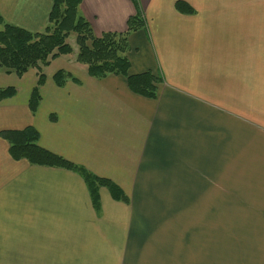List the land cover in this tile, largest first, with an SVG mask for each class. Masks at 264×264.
<instances>
[{"label": "crops", "instance_id": "0c3cea01", "mask_svg": "<svg viewBox=\"0 0 264 264\" xmlns=\"http://www.w3.org/2000/svg\"><path fill=\"white\" fill-rule=\"evenodd\" d=\"M138 5L130 74L161 77L155 99L122 76L90 77L74 47L44 69L35 113L37 71L0 73L17 91L0 101V133L35 128L40 147L128 198L100 187L95 204L81 174L15 161L0 136V264H264V0ZM52 9L0 0L4 22L32 34ZM137 13L131 0L79 8L97 35L126 33ZM61 70L78 82L58 87Z\"/></svg>", "mask_w": 264, "mask_h": 264}, {"label": "trees", "instance_id": "16d2710c", "mask_svg": "<svg viewBox=\"0 0 264 264\" xmlns=\"http://www.w3.org/2000/svg\"><path fill=\"white\" fill-rule=\"evenodd\" d=\"M84 0H52L53 9L49 25L42 34H32L22 28L5 23L0 15V73L15 74L22 78L31 69L37 71V85L32 91L30 108L33 113L41 101L40 89L45 85L44 69L54 60L73 54V48L68 42L75 35L78 48L77 63L87 67L90 77L103 79L110 75L122 76L127 79L129 89L137 95L155 99L157 84L162 78L151 72L131 75L128 60V38L132 32L145 27V21L139 11L138 0H131L138 13L128 20L126 33L95 34L91 24L79 14V8ZM186 7V8H185ZM178 11L193 14L187 5L177 4ZM68 79L78 82L65 71H58L54 81L58 87H63ZM14 87L0 89V101L16 95ZM0 136L8 141L10 155L15 161L26 160L31 165L59 168L79 173L88 183L95 204H98V189L107 188L117 201L128 202L124 193L109 180L98 178L84 168L79 167L65 158L55 155L40 147V134L33 127L21 131H2Z\"/></svg>", "mask_w": 264, "mask_h": 264}, {"label": "rangeland", "instance_id": "374dc122", "mask_svg": "<svg viewBox=\"0 0 264 264\" xmlns=\"http://www.w3.org/2000/svg\"><path fill=\"white\" fill-rule=\"evenodd\" d=\"M75 39H76V36H75V35H72V36H70L68 42L70 43V45H71L72 47L78 49V48H77V45H76V42H75ZM58 65H60V62L57 64V66H58Z\"/></svg>", "mask_w": 264, "mask_h": 264}]
</instances>
